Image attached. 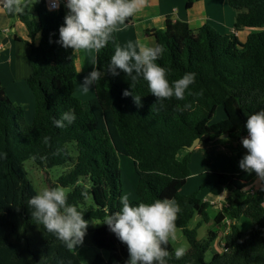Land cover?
Masks as SVG:
<instances>
[{
  "label": "trees",
  "instance_id": "1",
  "mask_svg": "<svg viewBox=\"0 0 264 264\" xmlns=\"http://www.w3.org/2000/svg\"><path fill=\"white\" fill-rule=\"evenodd\" d=\"M197 1L186 0V8ZM227 1L237 11L231 32H220L208 22L195 32L187 21L170 17L164 28L147 30L165 48L157 63L169 70L170 82L195 73L191 95L159 102L142 77L133 82L123 72L113 76L107 71L120 46L117 31L105 48L96 51V69L102 78L94 86L95 95L80 99L75 94L76 52L55 42L69 10L63 3L50 10L45 0H35L34 14L27 9L19 13L28 31L25 42L31 46L27 80L35 108L29 123L25 107L10 98L0 78V153H6L0 159V264H82L75 250L69 251L32 219L28 201L38 192L26 176L25 161L32 159L47 168L71 166L58 183L74 187L81 179L86 182L68 193V203L84 219L104 221L121 208V154L134 159L138 174L137 198L130 199L133 204L168 198L181 208L176 228L187 238L189 248L176 259L170 239L168 264H264V181L253 193L245 192L256 174L239 167L247 115L264 111V0ZM246 28L253 30L241 40L238 32ZM131 85L134 94L143 97L142 107L132 96H123L125 90L132 91ZM219 106L225 118L213 122ZM69 110H74L76 121L56 127L53 121ZM223 134L234 140L228 154L234 172H214L216 184L210 193L215 197L230 190L235 196L214 217L219 230L229 227V231L223 250L206 263L205 253L216 233L200 240L198 228L210 220L209 209L216 203L201 197L199 191L185 195L181 189L191 176L194 150L189 146L197 138L205 145L215 143ZM196 216L197 224L191 227ZM242 217L250 220L249 228L238 224ZM90 231L93 243L108 251L114 264H126L127 246L106 224ZM94 264L102 263L97 259Z\"/></svg>",
  "mask_w": 264,
  "mask_h": 264
},
{
  "label": "clouds",
  "instance_id": "2",
  "mask_svg": "<svg viewBox=\"0 0 264 264\" xmlns=\"http://www.w3.org/2000/svg\"><path fill=\"white\" fill-rule=\"evenodd\" d=\"M144 0H66L69 10L64 25L59 28V39L55 41L74 52L81 50L100 51L112 39L113 33L127 27L125 21L143 7ZM58 4L54 5V7ZM10 11H21L19 0H6ZM163 45L148 46L140 41L116 46L107 71L113 76L120 72L130 76L132 81L140 77L147 82L152 95L163 101L170 98L184 100L191 95L190 86L195 83V73H185L181 78L169 81L168 69L157 61L163 56ZM102 78L101 71L93 69L83 78L81 89L88 93ZM125 90L124 97L132 96L135 104L142 107V98ZM191 105H185L190 108ZM77 119L74 110L62 113L53 121L56 127L72 125ZM245 127L248 136L242 138L247 154L240 160L239 167L247 174L255 173L264 181V111L247 115ZM6 153H0L5 159ZM32 219L62 241L69 251L84 241L89 221L74 205L68 203V194L62 187L45 188L28 201ZM181 212L174 199H157L152 203L133 204L128 196L121 199V208L107 216L103 223L127 246L129 259L126 264H168L169 240L176 239V220ZM186 253L184 247L175 249V258Z\"/></svg>",
  "mask_w": 264,
  "mask_h": 264
},
{
  "label": "rangeland",
  "instance_id": "3",
  "mask_svg": "<svg viewBox=\"0 0 264 264\" xmlns=\"http://www.w3.org/2000/svg\"><path fill=\"white\" fill-rule=\"evenodd\" d=\"M225 2L226 7L233 11L232 16H225L227 12H225L221 7L222 4H219L220 7L218 9H214L213 16L215 17L214 21H209L215 28H217L220 32H225L220 30L215 26L214 23L227 27V23L229 22V18H231V23L233 24L235 20L236 10L231 7L227 0H222ZM34 2L35 0H27L25 7L27 8L30 15L34 12ZM216 3V0H214ZM217 6V5H216ZM181 8L182 4L180 5ZM185 10V9H184ZM226 19V23L224 21ZM225 28V30L227 29ZM222 29V28H221ZM231 29H227L229 31ZM240 39H246V31L243 32L241 30ZM89 58H93L92 54L88 55ZM88 74L81 75L78 80V84L76 85V96L80 99L87 100L91 95L90 91L88 93H84L81 89V83L83 78ZM35 99V98H34ZM17 102V101H16ZM26 109V111H32V102L30 100H26L23 103H20ZM34 117V115H33ZM225 118L224 108L219 106L216 112V115L213 119V122H218ZM27 120V118H26ZM28 121V120H27ZM31 123L32 121H28ZM234 142L232 137H223L220 138L219 141L215 143H209L208 145L199 143L192 153V162H191V176L189 177L186 185L181 189L182 194H191L195 191L200 192V196L202 197L204 193H210V189L216 184V175L214 172H231V164L228 159V154L231 151V144ZM240 150L243 152L245 156L247 154L246 149L243 147L242 143H240ZM120 166L122 170V183H123V197L128 196L131 200L137 198V183H138V174L135 169L134 159L130 156L120 155ZM71 166L69 165H58L51 168L38 166L32 159H29L24 162V170L26 172V176L31 181V183L36 188L37 192L42 191L45 188L52 187H62L66 190L67 194L70 193L73 188L77 186L83 185L86 181L81 179L74 187H63L58 183L60 176L65 175ZM203 188L201 189V187ZM262 186V180H260L257 176L254 177L251 185L246 188L244 191L248 193H252L253 189H258ZM212 196V195H211ZM235 196V193L230 190H226L223 194L218 196L217 200L214 196L210 197L209 200L215 202L214 206L209 209L210 220L208 222H203V224L198 228V238L200 240L207 239L210 235V232L216 233V237L212 240L210 247L205 253V262L210 263L213 254L216 252H221L223 250L222 245L224 241L225 232L229 231V227L226 229L219 230V228L214 223V217L218 211L223 208V205H229L230 199ZM208 199V196L207 198ZM216 199V198H215ZM218 202V203H217ZM199 219L196 216L191 222L190 226L194 227L197 224V220ZM243 225H240L243 229H247L250 227V220L246 217H242L241 219ZM104 224L102 220H89V226L87 229V233L84 237V241L81 245H78L75 249V252L82 262V264H94L97 259H100L102 264H114V260L111 258L108 251L100 249L96 246L92 241V232L91 229ZM239 224V223H238ZM175 249L178 247H184L186 251L189 248V243L187 238L182 233L181 229L176 228V239L171 240Z\"/></svg>",
  "mask_w": 264,
  "mask_h": 264
},
{
  "label": "crops",
  "instance_id": "4",
  "mask_svg": "<svg viewBox=\"0 0 264 264\" xmlns=\"http://www.w3.org/2000/svg\"><path fill=\"white\" fill-rule=\"evenodd\" d=\"M27 0H19V6L21 11L27 9L25 7ZM186 6V0H144L143 7L140 11L134 14L132 17L126 19L125 24L127 27H122L117 31L119 37L120 46H125L128 42L135 43L140 41L148 46H156L157 41L155 36L147 33V30L154 28H164L168 17L173 20L180 19L187 21L191 28L196 32L204 23L209 21L215 22L213 16L214 9L221 7L227 14L225 16H232L233 11L226 7V4L222 0H198L192 8L183 9L180 7ZM217 5V6H216ZM10 11L7 9H0V78L5 86L6 92L15 103H23L26 100L32 102V111H26V118L28 121L33 120L35 99L33 92L28 84V76L31 73V62L29 60V54L31 46L28 45L25 40L28 39V31L25 24L20 20L19 13L21 12ZM34 14V12L32 13ZM226 23V19H224ZM235 21V20H234ZM211 24V23H210ZM216 27L225 32H231L234 30V22L231 23V18L227 23V27H222L214 23ZM222 28V29H221ZM225 28L231 29L226 31ZM253 29L246 28V35ZM242 31L238 32L240 37ZM16 37L21 38L18 40ZM40 33L35 38V43L40 41ZM92 54L93 58H89L88 55ZM76 67L78 76L76 85L78 84L79 77L84 74H89L94 68L97 67V57L95 50H81L76 52ZM77 90L75 91L76 94ZM90 97L95 95V89L92 87L90 91ZM88 98V99H89ZM83 100V99H82ZM17 101V102H16ZM233 173L234 170L231 166L229 170ZM206 199L208 196L212 197L211 193L202 194ZM220 196V195H218ZM218 196L212 198L218 199ZM213 201H211L212 203ZM242 219V218H241ZM241 219L239 225H243Z\"/></svg>",
  "mask_w": 264,
  "mask_h": 264
},
{
  "label": "built area",
  "instance_id": "5",
  "mask_svg": "<svg viewBox=\"0 0 264 264\" xmlns=\"http://www.w3.org/2000/svg\"><path fill=\"white\" fill-rule=\"evenodd\" d=\"M46 2V5L48 7V9L50 10H56L60 7L61 3H63L64 5L66 4V0H45ZM58 4V6L54 7V5ZM8 7H6V0H0V9H7ZM1 47V45H0ZM248 136V132L243 134L241 137H240V143L242 141V138L244 137H247ZM252 193L254 192V190L251 191ZM212 203H215V202H212ZM228 223L229 220H228ZM228 231H226L225 233H227Z\"/></svg>",
  "mask_w": 264,
  "mask_h": 264
},
{
  "label": "water",
  "instance_id": "6",
  "mask_svg": "<svg viewBox=\"0 0 264 264\" xmlns=\"http://www.w3.org/2000/svg\"><path fill=\"white\" fill-rule=\"evenodd\" d=\"M227 137V134L220 135L218 138ZM199 138L195 139L191 146H189V150H194L196 146L199 144Z\"/></svg>",
  "mask_w": 264,
  "mask_h": 264
}]
</instances>
